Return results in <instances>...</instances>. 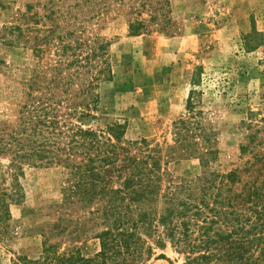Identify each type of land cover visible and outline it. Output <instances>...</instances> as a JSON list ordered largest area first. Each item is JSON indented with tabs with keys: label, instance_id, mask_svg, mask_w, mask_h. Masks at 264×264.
<instances>
[{
	"label": "rangeland",
	"instance_id": "374dc122",
	"mask_svg": "<svg viewBox=\"0 0 264 264\" xmlns=\"http://www.w3.org/2000/svg\"><path fill=\"white\" fill-rule=\"evenodd\" d=\"M139 4V0H0V122L17 118L26 83L39 69L50 75L48 67L60 58L71 59L75 50L84 58L90 40L98 36L110 43L113 76L96 89L99 119L89 123L104 129L114 122L125 124L127 140L146 138L161 148L167 172L175 178H195L204 171L200 160L174 150L178 148L174 122L194 116L192 122L198 124L194 132L206 128L218 150L212 168L243 169L256 151H264V0H168L171 32L152 24L149 31L131 36L128 19L137 16L135 7L144 18L150 12ZM62 43L70 45L66 54L59 50ZM73 72L69 67L63 74ZM191 89L196 92L189 112ZM77 102L86 106L92 98L83 96ZM252 135L258 147L242 153L241 145ZM19 180L25 196L0 218V264L40 255L62 211L61 167H26ZM11 184L9 159L0 156V195L10 193ZM94 232L52 241L60 243L62 251L76 246L92 257L100 250ZM183 263L184 257L170 245L156 250L146 262Z\"/></svg>",
	"mask_w": 264,
	"mask_h": 264
},
{
	"label": "trees",
	"instance_id": "16d2710c",
	"mask_svg": "<svg viewBox=\"0 0 264 264\" xmlns=\"http://www.w3.org/2000/svg\"><path fill=\"white\" fill-rule=\"evenodd\" d=\"M139 1L150 12L144 18L135 7L129 35L145 33L152 24L171 32L168 0ZM87 46L84 58L75 50L71 59L51 64L50 75L39 69L26 83L17 118L0 122V156L9 159L12 177L11 192L0 195V218L10 214L11 203L21 204L25 193L19 177L26 167L57 166L65 175L61 215L42 253L19 256L14 264H146L169 245L184 257L183 264H264V151H256L243 169H213L218 150L212 137L204 127L194 132V116L180 118L174 122V150L198 158L204 171L195 178H175L163 166L161 148L146 138L127 140L125 124L104 129L89 123L99 119L95 91L113 71L108 41L95 36ZM69 47L62 43L59 50L66 54ZM69 67L74 72L63 74ZM195 92L190 91L189 112ZM88 95L91 104H78ZM249 138L242 153L258 147L255 136ZM91 231L100 243L92 257L76 246L62 251L52 241Z\"/></svg>",
	"mask_w": 264,
	"mask_h": 264
}]
</instances>
